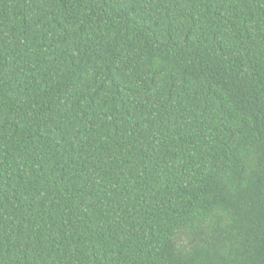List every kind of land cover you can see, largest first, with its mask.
Listing matches in <instances>:
<instances>
[{
	"label": "trees",
	"instance_id": "1",
	"mask_svg": "<svg viewBox=\"0 0 264 264\" xmlns=\"http://www.w3.org/2000/svg\"><path fill=\"white\" fill-rule=\"evenodd\" d=\"M0 264H264V0H0Z\"/></svg>",
	"mask_w": 264,
	"mask_h": 264
}]
</instances>
